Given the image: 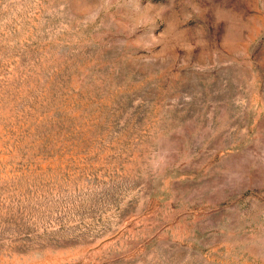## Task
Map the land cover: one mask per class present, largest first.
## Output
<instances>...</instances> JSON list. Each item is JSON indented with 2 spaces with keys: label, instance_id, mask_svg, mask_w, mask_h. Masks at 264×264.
<instances>
[{
  "label": "rangeland",
  "instance_id": "rangeland-1",
  "mask_svg": "<svg viewBox=\"0 0 264 264\" xmlns=\"http://www.w3.org/2000/svg\"><path fill=\"white\" fill-rule=\"evenodd\" d=\"M0 264H264V0H0Z\"/></svg>",
  "mask_w": 264,
  "mask_h": 264
}]
</instances>
